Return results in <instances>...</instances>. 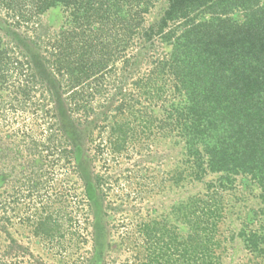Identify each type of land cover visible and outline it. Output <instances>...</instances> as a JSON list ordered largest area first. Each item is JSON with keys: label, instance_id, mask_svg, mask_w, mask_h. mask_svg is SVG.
Here are the masks:
<instances>
[{"label": "trees", "instance_id": "obj_1", "mask_svg": "<svg viewBox=\"0 0 264 264\" xmlns=\"http://www.w3.org/2000/svg\"><path fill=\"white\" fill-rule=\"evenodd\" d=\"M7 1L10 10L25 24L52 8L63 7L69 13L71 27L62 28L55 37L51 44L53 60H47L56 75L68 79L73 107L63 121L77 120L85 126L89 116L97 114L90 104L97 95L101 96L105 81L111 79L108 76H112V69L131 47L134 37L147 43L158 37L171 47L168 57L159 58L146 76L134 81V104L127 98L116 104L111 110L112 119H108L110 124L101 130L110 132L109 152L115 158L144 137H181L187 160L185 168L175 173V184L183 185L190 179L204 182L210 191L189 197L188 202L173 208V216L183 222V230L189 229L187 233L178 232L166 219L141 226L147 255L139 264H221L216 254L221 241L215 237L225 208L222 196L211 194L214 184L206 183L207 177L216 175L226 180L228 184L222 182L220 186L223 189H231L241 177L244 189L258 191L264 202V3L168 0L157 25L145 27V16L160 0H4L6 5ZM29 5L32 11L24 12ZM18 64L0 35V88ZM130 65L125 59V68ZM168 76H173L172 86L185 105L180 104L181 110L172 120H157L138 106L155 105L165 99L169 93ZM105 101L109 103L108 99ZM64 126L51 125L48 129L69 132L68 127L72 128L69 124ZM53 134L48 136L50 141ZM63 153L73 152L66 147ZM1 175L0 186L4 179ZM97 184L99 187V179ZM96 193L88 182L86 198L92 200ZM57 197L58 194L42 211L24 219L32 224L34 235L45 247H61L66 254L65 245L73 246L76 238L81 243L82 236L74 229L71 212L57 206L62 204ZM252 222L249 214L238 236L248 249L262 254L264 234L247 231ZM5 250L0 264L16 249L8 245ZM16 253L19 254V248ZM22 254L25 255L24 251ZM14 260L10 258L8 264H15Z\"/></svg>", "mask_w": 264, "mask_h": 264}, {"label": "rangeland", "instance_id": "obj_2", "mask_svg": "<svg viewBox=\"0 0 264 264\" xmlns=\"http://www.w3.org/2000/svg\"><path fill=\"white\" fill-rule=\"evenodd\" d=\"M167 2L155 3L145 16V27L157 25ZM8 4L0 0V35L10 56L20 64L11 69L6 84L0 88V174L4 176L0 186V256L7 252L8 245L16 250L10 257L5 256L1 264L10 263V258L15 259V264H139L147 255L141 226L166 219L178 232L187 233L189 229L183 230V222L173 216V208L188 202L189 197L210 192L204 182L187 179L183 185L175 184V173L185 168L187 160L181 137H144L115 158L109 152L110 132L101 130L110 124L108 119H112L111 110L116 104L124 98L134 104V81L146 76L159 58L168 57L171 47L158 37L152 43L134 37L131 47L112 69V76H108L111 79L105 81L101 96L97 95L90 104L97 114L89 116L85 126H81L77 120L63 121L73 107L68 79L56 75L52 63L47 61L53 60L51 44L55 37L62 28L71 27L69 13L56 7L25 24ZM31 11L29 5L24 12ZM125 59L131 64L127 68ZM167 79L169 93L165 99L155 105L138 106L157 120H172L181 110L180 104L185 105L172 86L173 76ZM64 124L72 127H68L69 132H59L55 127L54 131L49 130L51 125L59 128ZM51 133L54 134L50 141ZM66 147L73 153H63ZM88 182L97 192L92 200L85 196ZM222 182L228 184L216 175L206 179V183L214 184L211 194L222 196L225 208L215 237L221 241L216 248L220 263L264 264V253L248 249L238 236L249 214L253 222L247 231L264 234V202L259 199V192L246 191L241 177L232 190L220 187ZM55 193L62 203L57 206L71 212L74 229L79 230L83 240L80 243L76 238L73 246L65 245L66 254L61 247H45L34 235L32 224L24 219L42 211L56 198ZM18 248L20 255L16 253Z\"/></svg>", "mask_w": 264, "mask_h": 264}]
</instances>
